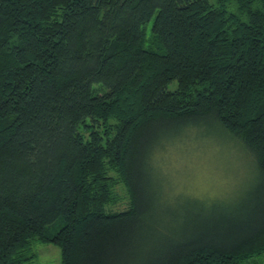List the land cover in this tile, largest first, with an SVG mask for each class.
<instances>
[{
	"label": "trees",
	"instance_id": "trees-1",
	"mask_svg": "<svg viewBox=\"0 0 264 264\" xmlns=\"http://www.w3.org/2000/svg\"><path fill=\"white\" fill-rule=\"evenodd\" d=\"M208 122L264 186V0H0V264H264L260 189L147 228L154 149Z\"/></svg>",
	"mask_w": 264,
	"mask_h": 264
},
{
	"label": "rangeland",
	"instance_id": "rangeland-1",
	"mask_svg": "<svg viewBox=\"0 0 264 264\" xmlns=\"http://www.w3.org/2000/svg\"><path fill=\"white\" fill-rule=\"evenodd\" d=\"M175 88L176 83L169 86ZM148 173L151 211L146 225L165 237L186 230L199 212L192 205L195 200L207 201V208L224 202L228 205L223 210L230 213L258 189L257 196L264 197L263 177L253 155L213 122L165 139L154 149ZM147 233L154 242L161 240L155 232ZM28 255L33 259L27 264H62L61 248L53 243L36 242Z\"/></svg>",
	"mask_w": 264,
	"mask_h": 264
}]
</instances>
